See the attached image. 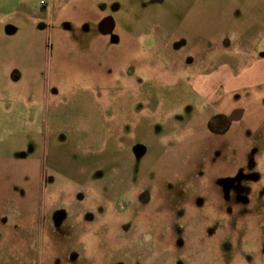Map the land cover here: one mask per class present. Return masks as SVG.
<instances>
[{"label":"rangeland","instance_id":"rangeland-1","mask_svg":"<svg viewBox=\"0 0 264 264\" xmlns=\"http://www.w3.org/2000/svg\"><path fill=\"white\" fill-rule=\"evenodd\" d=\"M0 264H264V0H0Z\"/></svg>","mask_w":264,"mask_h":264},{"label":"flooded vegetation","instance_id":"flooded-vegetation-1","mask_svg":"<svg viewBox=\"0 0 264 264\" xmlns=\"http://www.w3.org/2000/svg\"><path fill=\"white\" fill-rule=\"evenodd\" d=\"M204 57H207V55L202 56V59L200 61V64L198 63L195 65L200 70L207 71L208 68L211 66V62H208L210 58L204 59ZM226 112V111H225ZM222 114H214L209 118V129L211 132L215 134H224L226 130V126L230 121L234 120V113L230 114V112ZM231 182L229 185L234 186V184Z\"/></svg>","mask_w":264,"mask_h":264},{"label":"crops","instance_id":"crops-1","mask_svg":"<svg viewBox=\"0 0 264 264\" xmlns=\"http://www.w3.org/2000/svg\"><path fill=\"white\" fill-rule=\"evenodd\" d=\"M213 72H214V71H212L211 73H213ZM216 72H217V71H216ZM216 72H214V73H216ZM214 73H213V74H214ZM210 78H211V80H212V76H210ZM206 85H207V86H206ZM208 85H209V84H205V85H203L200 81H198V85H197V87H198V88H200V87L203 88V87H208Z\"/></svg>","mask_w":264,"mask_h":264}]
</instances>
